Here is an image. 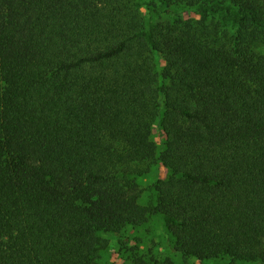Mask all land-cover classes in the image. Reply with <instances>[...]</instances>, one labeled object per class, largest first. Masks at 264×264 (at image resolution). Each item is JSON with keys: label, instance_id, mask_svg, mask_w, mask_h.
<instances>
[{"label": "trees", "instance_id": "trees-1", "mask_svg": "<svg viewBox=\"0 0 264 264\" xmlns=\"http://www.w3.org/2000/svg\"><path fill=\"white\" fill-rule=\"evenodd\" d=\"M144 3L0 0V264H264V0Z\"/></svg>", "mask_w": 264, "mask_h": 264}, {"label": "rangeland", "instance_id": "rangeland-1", "mask_svg": "<svg viewBox=\"0 0 264 264\" xmlns=\"http://www.w3.org/2000/svg\"><path fill=\"white\" fill-rule=\"evenodd\" d=\"M142 6V12L146 15L147 19H156L157 15H151L146 2ZM182 15L186 18L195 17L199 15L193 10H183ZM156 136H158V130L154 129ZM168 174V170L161 164H155L152 171L146 176L139 178V182L143 188L142 204L149 206L155 202V191L153 185L155 182ZM165 221L161 215L150 216L146 223L138 227H128L122 232V236L128 235L127 244L129 247L141 248L144 251L153 249L156 253H160L161 256L171 255L177 263L182 262V257L171 253L166 243L165 237ZM117 233H105L104 236L109 239V248L106 249L99 264H122L125 262L124 249L120 239L121 236Z\"/></svg>", "mask_w": 264, "mask_h": 264}]
</instances>
